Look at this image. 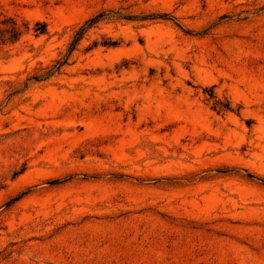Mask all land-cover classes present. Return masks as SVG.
<instances>
[{"label":"rangeland","instance_id":"1","mask_svg":"<svg viewBox=\"0 0 264 264\" xmlns=\"http://www.w3.org/2000/svg\"><path fill=\"white\" fill-rule=\"evenodd\" d=\"M0 264H264V0H0Z\"/></svg>","mask_w":264,"mask_h":264}]
</instances>
